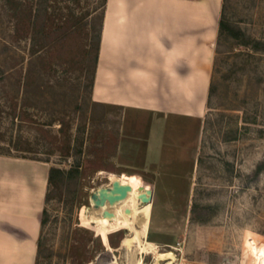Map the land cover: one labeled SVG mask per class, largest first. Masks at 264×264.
<instances>
[{
  "label": "rangeland",
  "instance_id": "374dc122",
  "mask_svg": "<svg viewBox=\"0 0 264 264\" xmlns=\"http://www.w3.org/2000/svg\"><path fill=\"white\" fill-rule=\"evenodd\" d=\"M66 2L91 15L74 29L63 24L57 36L48 28L52 44L32 47L30 38L14 39L0 0V149L50 166L82 167L76 200L64 202L55 193L47 204L38 264H132L137 258L142 264H264V169L255 175L264 161V51L216 39L215 87L200 140L199 121L93 101L86 20L102 7L95 8L100 0ZM228 14L264 40V0H229ZM12 105L16 117L8 113ZM132 174L155 188L139 178L154 189L153 202L146 200L148 235L127 246L132 229L109 219L106 233L91 213L100 209L86 208L99 187L114 176L131 184ZM193 204L211 206L209 221L193 218ZM136 227L143 230V218ZM159 253L173 258L160 260Z\"/></svg>",
  "mask_w": 264,
  "mask_h": 264
},
{
  "label": "crops",
  "instance_id": "0c3cea01",
  "mask_svg": "<svg viewBox=\"0 0 264 264\" xmlns=\"http://www.w3.org/2000/svg\"><path fill=\"white\" fill-rule=\"evenodd\" d=\"M222 4L108 0L93 101L199 121L201 140ZM49 169L0 154V264H35ZM136 177L128 178L133 190L146 192L144 177Z\"/></svg>",
  "mask_w": 264,
  "mask_h": 264
},
{
  "label": "trees",
  "instance_id": "16d2710c",
  "mask_svg": "<svg viewBox=\"0 0 264 264\" xmlns=\"http://www.w3.org/2000/svg\"><path fill=\"white\" fill-rule=\"evenodd\" d=\"M7 16L10 23L13 25V37L15 40L30 38L32 42V47L36 43L41 41L42 44L48 42L47 30L50 32L56 33V36L60 32V29L63 27V24H70L71 29H74L76 26H79L80 21L83 19H88L91 15V9L86 10L82 14H78L74 5H71L66 2V5L61 4L62 0H3ZM79 4L80 0H73ZM108 0H100L95 8L102 7L101 12L97 16L91 18V22L86 20V23H89L90 31L88 30L89 37V50L88 54L93 53L94 61V73L91 79V87L93 90L94 81H95V71L97 66V61L99 57V52L102 42L103 34V24L106 13ZM229 0H223L221 14L219 18V28H218V37L217 44L227 38L231 37L235 40L236 45H242L248 47L255 51H264V40L253 37L251 34L243 30L239 24L234 23L228 14ZM49 28V29H48ZM41 35V37L39 36ZM59 38L56 37L55 41ZM41 44V45H42ZM0 79H4V70L0 68ZM214 81L211 80L210 89H209V99L208 104L211 100L213 91H214ZM12 117H16V108L14 105L11 107V111L8 112ZM1 155H10V156H19L25 158L38 159L36 157L19 155L13 153L11 150L2 151L0 149ZM264 169V161L260 162L255 170V175L260 174ZM82 167L80 164H73L69 167H64L61 165H51L49 169L48 176V188L45 198V207L41 216V232L38 241V250L36 255L35 264H38V257L42 253L43 248V227L46 225L49 219L47 204L52 199L53 195L56 193L60 196V199L64 202H73L76 200L79 185L81 180ZM197 204H193L192 212L193 218L201 221L207 222L211 218L212 208L211 206H203L198 209Z\"/></svg>",
  "mask_w": 264,
  "mask_h": 264
},
{
  "label": "bare ground",
  "instance_id": "6f19581e",
  "mask_svg": "<svg viewBox=\"0 0 264 264\" xmlns=\"http://www.w3.org/2000/svg\"><path fill=\"white\" fill-rule=\"evenodd\" d=\"M115 179H119L120 181L122 180L120 176L118 177L114 176V180ZM146 188L148 191L152 193V196H146L145 199H140L137 197L136 191L133 190L126 200L117 204L115 207L110 208L117 215L113 221L114 224H116V228L128 227L132 229L134 232L132 235H129L128 240L125 242V245L127 246H130L133 240H137L139 243L142 244V235L143 236L146 234L148 235L147 232H148V227L150 223V215H149V202H147L146 200L153 202V189L149 186H147ZM128 208H130L131 210L129 213L127 212ZM102 210L103 209L100 208L99 213H98V210H93L91 211V213L93 214V217L95 219L100 220L105 232L108 233L109 231H112L111 221L109 220L108 217H105L100 214ZM139 218L144 219V227L142 231L136 227V223L137 221H139ZM146 243L148 246L154 247L152 242L147 241ZM171 257L173 258L172 253H159L158 254V258L160 260H165ZM107 264H119V262L116 261V259H112ZM132 264H142V260L137 258L132 262Z\"/></svg>",
  "mask_w": 264,
  "mask_h": 264
},
{
  "label": "water",
  "instance_id": "95a60500",
  "mask_svg": "<svg viewBox=\"0 0 264 264\" xmlns=\"http://www.w3.org/2000/svg\"><path fill=\"white\" fill-rule=\"evenodd\" d=\"M132 191L133 186L131 184L123 183L119 179H115L111 185L101 186L91 195L90 205L87 206L86 210L89 211L93 208H102V215L113 221L117 215L110 208L126 200ZM136 195L140 199L146 198V194L143 191L136 192ZM130 211V208H128L127 212L129 213ZM129 229L130 228H124L126 232H128Z\"/></svg>",
  "mask_w": 264,
  "mask_h": 264
}]
</instances>
